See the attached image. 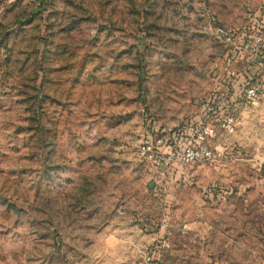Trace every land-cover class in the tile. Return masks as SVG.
I'll list each match as a JSON object with an SVG mask.
<instances>
[{
	"label": "rangeland",
	"instance_id": "obj_1",
	"mask_svg": "<svg viewBox=\"0 0 264 264\" xmlns=\"http://www.w3.org/2000/svg\"><path fill=\"white\" fill-rule=\"evenodd\" d=\"M263 30L264 0H0V264H264ZM208 99L213 161L154 171Z\"/></svg>",
	"mask_w": 264,
	"mask_h": 264
},
{
	"label": "built area",
	"instance_id": "obj_2",
	"mask_svg": "<svg viewBox=\"0 0 264 264\" xmlns=\"http://www.w3.org/2000/svg\"><path fill=\"white\" fill-rule=\"evenodd\" d=\"M220 36L225 35L223 29H218ZM250 49L252 63L261 64L264 60V30L254 35L251 39ZM234 75V73H232ZM248 80L252 81L251 77ZM244 97L248 104H255L258 98V86L247 83ZM211 99L207 101L202 120L187 121L184 126L176 130H160L153 127L151 134L145 137L140 145V155L148 162L154 171L160 175L176 170H183L194 165H203L213 161L214 154L207 144L208 139L213 137L214 118L210 113ZM234 118L226 115L220 122V126L228 133L233 132ZM158 134V135H156ZM122 215V212L119 211Z\"/></svg>",
	"mask_w": 264,
	"mask_h": 264
}]
</instances>
